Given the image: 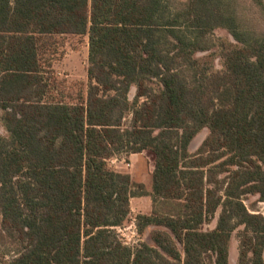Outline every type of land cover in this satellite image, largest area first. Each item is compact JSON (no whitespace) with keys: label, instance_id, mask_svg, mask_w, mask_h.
Instances as JSON below:
<instances>
[{"label":"trees","instance_id":"obj_1","mask_svg":"<svg viewBox=\"0 0 264 264\" xmlns=\"http://www.w3.org/2000/svg\"><path fill=\"white\" fill-rule=\"evenodd\" d=\"M0 124V264H231L234 237L264 264V31L241 0H0ZM143 152L150 188L109 161Z\"/></svg>","mask_w":264,"mask_h":264},{"label":"rangeland","instance_id":"obj_2","mask_svg":"<svg viewBox=\"0 0 264 264\" xmlns=\"http://www.w3.org/2000/svg\"><path fill=\"white\" fill-rule=\"evenodd\" d=\"M185 1V0H183ZM243 5V14L259 31H264V12L260 7L256 6L252 0H241ZM218 35H227L225 30H218ZM79 47V48H78ZM218 66H221V62L217 61ZM87 66H88V47L78 46L73 39L66 47V53L61 62L55 65L57 75L66 81L67 87L75 90L78 88L77 82L87 81ZM136 93V88L131 91V97ZM130 117L125 120L128 124ZM0 132L5 133L3 127L0 124ZM208 133L207 129H204L197 135L191 144V150H196L202 140ZM128 160L132 163L131 167H125L124 165H111L114 169L125 173H130L135 182L144 183L148 188L151 186V172L154 168V157L150 152L134 153V155L128 156ZM247 206L252 212H259L264 215V201H260L257 195L249 196L246 199ZM132 211L130 215V222L125 226L131 224L132 220L136 219L139 213L150 212L153 208L151 197L140 196L132 200ZM214 221L210 226H215ZM117 229V228H116ZM118 232V230H117ZM127 232V231H126ZM120 235V232H118ZM121 237V235H120ZM141 240V236H140ZM238 240L234 237L231 244V264H237L238 257Z\"/></svg>","mask_w":264,"mask_h":264},{"label":"built area","instance_id":"obj_3","mask_svg":"<svg viewBox=\"0 0 264 264\" xmlns=\"http://www.w3.org/2000/svg\"><path fill=\"white\" fill-rule=\"evenodd\" d=\"M128 153L115 154L110 158V164L115 167L124 165L125 167H131L132 163L128 160ZM120 232L122 240L129 245L135 246L140 241V234L137 228L136 219L132 220L128 226L121 225L116 227ZM127 231V232H126Z\"/></svg>","mask_w":264,"mask_h":264},{"label":"crops","instance_id":"obj_4","mask_svg":"<svg viewBox=\"0 0 264 264\" xmlns=\"http://www.w3.org/2000/svg\"><path fill=\"white\" fill-rule=\"evenodd\" d=\"M130 155H132V154H130ZM129 155V156H130ZM133 155H134V153H133ZM147 197H150V196H147ZM135 198H137V197H133V198H131V203H132V200H134ZM131 211H132V207H131ZM144 213H146V212H144Z\"/></svg>","mask_w":264,"mask_h":264}]
</instances>
